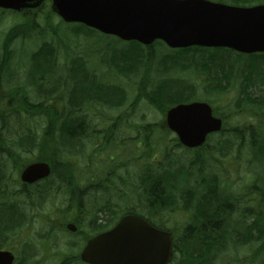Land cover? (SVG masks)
Segmentation results:
<instances>
[{
	"label": "rangeland",
	"instance_id": "rangeland-1",
	"mask_svg": "<svg viewBox=\"0 0 264 264\" xmlns=\"http://www.w3.org/2000/svg\"><path fill=\"white\" fill-rule=\"evenodd\" d=\"M48 14L49 10L47 6L42 7L36 14V18L40 24V28H38V38H34V36L31 37L30 33L25 32L22 36L23 41H12V45L9 46V48H4V42H9L8 39L10 38L14 39V30L16 29L19 31L18 33H20L24 26L21 25L22 20L15 17L14 13H0V61L4 62L10 59L9 62L13 66L9 68V70L11 73H14L12 81L7 85L8 89H12L15 85H20L32 99L35 98L32 90L24 86L27 83V67L30 63L32 53H36L42 44L50 43L56 49L52 55L54 60L53 63L60 65V69L55 68L57 71L53 72V64L50 58L44 56L41 57L43 59V65H39L37 62V64L32 65V70L35 73H38L40 70L45 71V75L42 74L41 76L46 78L48 82L54 86L57 85L58 82H64L68 87L76 86L77 90L80 91L82 95H110L112 98L119 97L117 94H114V87L121 88L125 99L123 108L107 110L108 108L103 109L105 107L91 105L95 102L87 101L86 105L89 106V112L86 115L90 117L95 114L89 118V120L93 121L91 126L98 130L107 127L106 122H110V126L112 124L116 125V128H113L115 130L118 125L122 124L121 128H124H119L117 130L118 132L114 139V141L118 143L114 146H108L114 147L110 151V155L111 153L116 155L111 158L107 157L104 153V157L106 159L108 158L112 162V165L116 167L121 165L122 161L127 162L126 156L133 161V164L128 166L127 172L121 168L117 169V171H111L109 167H103V164L100 162L98 169L94 168V171L90 170L92 176L95 177L94 181L97 183L102 181V177L107 179V177L116 176L113 180L118 188V192L115 191V193L113 188L111 189L108 187L105 192L99 194L98 199L90 196V191L86 190L88 188L86 185L87 183H82L83 186L80 187V195H78V192L73 188L71 193L67 195L60 194L53 196V187L58 183V177L60 175L57 170L52 179L54 185L48 187L43 184H38L37 187L32 190L35 193L34 199L36 198V194H39L42 203L37 207L33 206V209L28 206L23 207V210L25 209L24 223L9 236V240L7 243H4L1 248L11 251L14 254L16 258L15 263L18 261L22 263L23 260H26L24 264H71V258L78 253L80 247L83 245L82 239L90 233L87 225L93 216V206L96 202H98L96 204L97 208L109 206L114 209L117 216L127 209L128 212L130 209H134L140 215L149 218L152 223L170 229L177 237L181 236L182 230L186 225H189V215L182 209L183 202L178 194V188L173 186L174 189L172 193L167 194L164 193V191L168 186H171V184H163V199L165 200L163 203V210H157L154 205H151L148 211L146 209L145 193L138 187L137 183V177L142 168L145 169L148 167L149 169L153 167L154 162H161L162 160L163 163L167 162L165 160L167 154L175 160L171 171L176 170L177 167L189 169L187 161L195 156L198 157L200 154L197 152L194 155V152L188 153L180 148L175 135L166 132L160 127L162 116L159 111L142 99L140 92L135 88L136 82L139 81V84H141L147 78L150 82H162L163 60L172 56L174 53L161 46L154 48L150 51L149 55L144 51L143 55H146V57H140L144 58L143 63L145 66L143 72H141L142 74L138 78L135 76L136 79L133 78V80L131 79V82H129L127 79L121 77L119 73L113 71L117 68H112L110 66L115 64L119 70L126 72L133 69L135 59H132V64H129L127 60L123 58L124 55L127 54L134 58L136 52L140 50L137 45L125 43L114 37L105 36L98 32H91L78 38H76V36L69 37V35L76 30V27L65 25L56 17H53L51 23L48 19ZM220 54L226 56L225 58L228 59V54L221 52ZM230 57L234 58L231 55ZM75 58L81 59L83 65H85L84 68L87 74L91 75V77L86 76L81 70V67L77 64H73L70 71H67L70 59L73 60ZM251 58H256L255 60L257 62H262V57L260 56H245L241 61L239 60L238 63H241L243 67L246 66V69H248L251 64H254ZM258 66L260 67L261 64L258 63ZM234 71H238L235 74L239 76H236L229 84L233 89L227 90L223 94H217L215 97L213 95L206 96L204 94L202 87L205 86V75L199 74L197 70L188 71L176 69L174 72L170 71L168 78L165 77L164 79H173L178 84H184L187 89L198 85L199 88H196V95L194 98L203 101H212L213 99L214 105L212 106L216 115L225 118L223 119L225 130L228 131L230 129L231 131L236 129L243 133V145H238L237 142L235 146L229 148L228 152L227 149L224 151H217L214 148L210 155L202 154L201 157L204 158V162L210 160L214 164L211 168V173L216 177L214 180L218 183L216 191H221L222 194L224 192L228 197H232V201L236 203V206L244 209V207H248L251 204L254 205L255 200L259 197L258 193H253L251 187H253L252 184L256 180V173L261 171V168L255 163L254 159L251 158V133L248 129H257L259 133L258 138L262 139V135H264V114L257 116L255 119L250 113L249 106L236 108V96L241 85L242 76L239 70ZM150 78H152V80H149ZM258 86L261 88L256 91L252 90L253 96L255 98L261 97L264 100V86L262 87V84ZM226 87H228V85ZM135 90L137 91V97L136 104L133 106L136 96ZM3 101L4 107L0 108V117L2 114L8 116V123L11 128L18 129L16 120L21 119L23 126H28L34 131L43 128L46 122L42 115H44L46 119L47 115H50L48 112L56 109L53 108V105L55 106L57 103V101H55L52 108L49 109L47 103L37 104L40 101L38 99H35L33 102L29 101L33 105H31L32 108H34L31 119H28L26 117V112L29 110L25 109L20 103L15 102L16 100L11 101V96ZM7 102L10 104L8 107L5 106ZM39 105L42 108L41 113L38 112L37 107ZM58 107L62 108L63 106L58 105ZM58 112L60 111L58 110ZM128 116L131 118L128 119ZM121 119H123L122 123ZM152 125H157V127L153 128ZM147 126H152L150 133ZM145 134L151 137L150 139L153 144L160 141L162 147H142L139 143L142 141ZM0 136H6V133L1 130V128ZM218 140H220V136L213 135L208 141L209 147H216V141ZM248 140L249 144L247 145ZM137 144L140 145V147L136 149L135 147ZM84 147L98 146H95L94 143H87ZM27 148L29 147H26L25 151L21 147H6V150L13 153L15 158L20 157L21 161L24 159L22 163L24 165L29 161L36 160L46 149V147L35 145V147H30L31 150L27 153ZM116 149H119L121 154L113 152ZM98 153L99 151L94 152L90 148H86L84 151V158L82 160H77L80 161L78 163L80 171L78 172L84 173V167H86L87 162L94 161ZM89 154L91 156L95 154L92 160H89ZM120 155L122 159L117 158ZM263 155L264 153L260 155L261 159H263ZM5 156L6 154H3L0 157V164L3 162L4 166L0 170V177L2 180V185L0 186V202L7 206L17 205L19 196L16 193L20 190L18 172L21 167L17 166V161L8 162L4 160ZM59 157L60 160L64 162L65 155L62 157L59 155ZM67 170L69 171L68 168ZM109 174L111 176H109ZM208 178L209 176L205 179ZM260 182H262V180H257L256 189L258 187V192L262 193L264 192V184L262 185ZM72 187H70V189ZM83 189L86 193L84 196H82ZM221 192L219 194H221ZM79 196H81V199ZM68 208H71L72 212L65 213L63 216V211H66ZM17 212L18 215L21 213L20 210H17ZM3 217L4 213L1 214V218ZM15 218H17V215H15ZM72 219H75L74 221L79 226V235L78 233L77 235H72L64 231V226L67 224L66 222ZM109 219L110 217H106V220ZM241 219V211L232 214L231 220L227 223L228 228H226V231L227 229L229 231L232 230L231 234L234 231H238ZM4 227L8 226L5 225L1 227L0 224L1 229ZM227 235L230 236V234L226 232V237ZM183 260V256L179 255L178 257L177 255L172 264H181ZM213 264H264V239L253 242L248 247H236V249L227 245L223 252L216 255Z\"/></svg>",
	"mask_w": 264,
	"mask_h": 264
},
{
	"label": "trees",
	"instance_id": "trees-1",
	"mask_svg": "<svg viewBox=\"0 0 264 264\" xmlns=\"http://www.w3.org/2000/svg\"><path fill=\"white\" fill-rule=\"evenodd\" d=\"M211 1L237 6H251L254 4L264 3V0ZM77 32H80V30ZM77 32H75V34H78ZM154 48H143L144 50H139L136 52V56H134V58L128 56V54L124 55L123 59L127 60L129 64H132L131 60L135 59V65L134 68H130L131 70L128 72L120 70L121 74L129 75L130 77L136 76V78H138L141 75V72H143L145 66L143 63L144 58L140 57H146V55H143L144 51L147 53V55H149L150 51H152V49ZM220 52L228 54V59L225 58L226 56L220 54ZM52 55V50L49 47H41L33 56V64H37L38 62L39 65H43V59L41 57L44 56H48L53 64L54 60L52 58ZM230 55L234 58H231ZM257 56L262 57V62H257L255 60L256 58H251L254 64H251L250 68L246 69V66L243 67L242 65H240L241 63H238V61H241L245 56L233 54L232 52L227 50L217 49L213 50L212 52H210V50L208 49L201 48H188L184 50H178L175 57L169 56L163 60L162 82H150L147 80V78L141 84H139V81L136 82L135 88L140 92L142 99H144L149 105L155 107L161 114H163L165 108L167 107H171L179 103H187L194 100V97L196 95V88H199L198 85H195L196 87L187 89L184 84H178L173 79H164L165 77L168 78L170 71L174 72L176 69L188 71L197 70L199 74L205 75V86L202 87L204 94L206 96L213 95L215 97L217 94H223L225 91L233 89L229 86V84L234 80L236 76H239L235 74L238 71L235 72L234 70H239L242 76V81L236 96V108H244V106L255 107L257 108V112H260L262 115L264 114V101L262 99H259V97L255 98L253 96L252 90H260L261 87L258 86L260 84H262V87L264 86V54L251 55L248 57ZM258 63L261 64L260 67L258 66ZM111 66H115V64ZM45 73L46 72L43 70L38 71V73H35L32 70L30 76L34 82H38L39 89L43 90V92L46 94V97H51V95H48V90L44 91L43 89L45 81L48 84V80H46V78H41V75H45ZM3 74H5V72H3ZM149 80H152V78H150ZM227 85L228 87H226ZM61 90L68 94H66L62 98H59V105L63 106L59 110L60 114L57 115V108L53 111L51 110L50 112H48L50 113V115H47L48 118L45 119V128L40 129V133L38 132V130L34 131L28 126H23L21 119L16 120L18 129H13L9 126L8 118L6 116L0 117V128L6 133V136H0V145H4V147H22L24 150L26 147H29L27 148V153H29V151L31 150L30 147H35V145H38L39 147H46L45 152L43 154H40L38 160L46 161L51 164L53 173H55V170L59 167L58 165L61 164L59 155H61V157L64 155L66 156L71 151H76L74 146L77 145L78 147H82V140L84 141L85 139L89 138L92 139V137H88L84 133V125H82L84 124V120L79 117V114L85 107V104H87V101L95 102L91 105L97 106H107L106 104H109V107L111 108H122L125 105L123 92L118 88L113 89L114 94H117L119 96L115 98L110 97V95L85 96L77 90L76 86H72L69 88L64 86ZM137 91L133 106L136 104ZM47 100L48 99L45 98L43 101L47 102ZM207 102L212 104L213 99L212 101L208 100ZM20 104L23 105L25 109L29 110L27 111L28 113H33L34 107L32 108L31 104L27 100H23ZM37 108L38 112L41 113V106L39 105ZM255 112L256 111H254L253 109H250L251 115L257 118V116L259 115H256ZM152 126L153 128L157 127V125ZM152 126H147L149 129V133L152 129ZM160 127L163 128L162 125ZM248 130L251 133V158H253L255 163H257V165L261 168V171L257 172L255 175L256 180L255 182H253V187H251V190L253 191V193H259V188L257 187L256 189L257 180H262V182L260 183L262 185L264 184V155L263 159H261L260 157V155L264 153V135H262L263 137L261 139L258 138L259 133L257 129L253 130L249 128ZM148 134H145L142 141L139 143L142 147H162L160 141H157L153 144L150 139L151 137H149ZM218 136H220V140L216 141V147H209L208 140L206 144H204L196 152H194V155L197 152L200 154L198 157L195 156L187 161L189 169H182L177 167L176 170L171 171L174 166L175 160L172 159L169 154H167L165 158L167 162L163 163V160L161 162H154L153 167L149 169L148 167H146L145 169L142 168L137 177L138 187L143 191V193H145V203L146 209L148 211L150 210L151 205H154L157 210H163V203L165 202V200L163 199V182L166 179L177 177L183 183H178L177 191L182 198V209L186 211V213H192V216L189 225H186L182 230V235L178 237L176 236L174 238L173 248L175 254H177L178 256H183L186 260H189L186 262H181V264H213L216 255L223 252L229 243L249 246L254 241L256 242L264 239V201L260 203L259 197L255 200L254 205L260 210L261 214L258 215L257 213H255L257 210L255 209V207L248 206L247 208L244 207V209L239 208V206H236V203L232 201V197H228L224 194V192L222 194L221 191H216V189L218 188V183L214 180V178L216 177H214L211 173V168L214 166V164L210 160L204 162V158H202L201 155H210L213 152L214 148L217 151H224L227 149L228 152L230 147L235 146V143L238 142V145L244 144V135L238 130L230 131L229 129L227 131L224 128L220 133H218ZM248 144L249 140L247 142V145ZM140 145L137 144L136 147H140ZM108 146H110V144L106 147ZM185 151H187L188 153L192 152L191 150ZM3 154L4 152H2V155ZM4 159L13 162L17 161V166L21 168L23 167L22 163L24 162V159L21 161L20 157L15 158L13 153L11 152L6 153ZM2 168L3 165L0 164V170ZM125 168L127 167L125 166L122 169ZM117 169L118 167H115L113 170L117 171ZM170 171L173 173H170ZM206 171L208 172V174ZM69 175L71 177L77 176L76 174L74 175L72 173H70ZM109 176L111 175L109 174ZM208 176L209 178L205 179ZM114 178H116V176L107 177V179L102 177V181H100V183H88V185L99 188L100 193H103L108 187L111 189L113 188L114 192H118V188L113 180ZM78 180L79 181L76 183H67L65 188V195L71 193V190L73 188L78 192V195L81 194L80 187L83 186L81 183L82 178ZM190 180L195 181V186L189 187ZM41 184L48 187L54 185L52 183V180H46ZM1 185L2 180L0 178V186ZM56 186V188H58V186L63 187L64 184L57 183ZM67 186L73 187L68 191ZM220 192L221 194H219ZM262 193L263 194L261 195H263L264 198V192ZM19 194L22 195L23 200L22 207L20 209L21 213L19 214V217L23 224L25 220V209L23 210L22 208L25 206L33 207L35 206V204H38L39 206L41 204V199L39 197V194H36V198L34 199L35 193L33 191L29 192L26 189H24L22 193H18L17 195ZM85 194L86 193L83 189L82 196H84ZM79 197L81 199V196ZM15 211V205L7 206L3 205L2 203L0 204L1 227L4 225V222H6L7 224H13ZM98 211L104 214L102 219H105V217L109 216L110 213L111 218L116 217V212L109 206L105 208H99ZM129 211L131 214L137 213L134 209H130ZM237 211H241L242 219L239 222V226L241 228L231 234L232 230L229 231L227 229L226 231V228H228L227 223L231 220V215ZM71 212L72 209L68 208L66 211H63L62 215L64 216L65 213ZM3 213L4 217L1 218V214ZM98 219L99 216L94 215L93 219L89 222L88 228L90 232H102L106 230L112 222L110 219L104 224V226H107L102 227L97 222ZM250 219H252V221ZM147 220L150 221L149 218H147ZM13 225L16 226L15 224ZM9 231L10 229H7L6 227L2 229L0 228V248L8 240L7 235ZM12 231L13 229H11L10 233ZM226 232L227 234H230V236L227 235L226 237ZM25 262L26 260H23L22 263L21 261H18L16 264H24Z\"/></svg>",
	"mask_w": 264,
	"mask_h": 264
},
{
	"label": "water",
	"instance_id": "water-1",
	"mask_svg": "<svg viewBox=\"0 0 264 264\" xmlns=\"http://www.w3.org/2000/svg\"><path fill=\"white\" fill-rule=\"evenodd\" d=\"M45 0H0V8L24 11ZM51 10L67 23H81L104 34L149 46L155 40L168 47L226 48L241 54L264 53V5L236 7L208 0H50ZM166 128L181 145L197 148L222 123L202 102L179 104L165 113ZM50 167L37 162L20 174L23 184L48 177ZM66 229L75 232L68 224ZM171 234L138 216L126 215L109 231L89 239L80 254L86 264H168ZM14 255L0 251V264Z\"/></svg>",
	"mask_w": 264,
	"mask_h": 264
},
{
	"label": "flooded vegetation",
	"instance_id": "flooded-vegetation-1",
	"mask_svg": "<svg viewBox=\"0 0 264 264\" xmlns=\"http://www.w3.org/2000/svg\"><path fill=\"white\" fill-rule=\"evenodd\" d=\"M31 13H32V12H27L26 15H27V16H28V15H31ZM24 16H25V15H24ZM24 16H23V17H24ZM31 19H33L34 21H36V13L31 17ZM34 21H33V22H34ZM12 75H13V74H12ZM12 75H11V76H12ZM10 91H11V92H9V91H7V90H3V89H1V87H0V101H1V99L4 100V99L9 98V97L11 96L12 93H13V94L16 93V94H18V96H19V94H20V92H21L20 89H19V87L13 88V89H11ZM33 92H34V91H33ZM34 94H36V93L34 92ZM11 101H14V97H11ZM11 101H10V102H11ZM166 183H167V182H163V184H166ZM174 183H175V182H174L173 180H171V181L169 182V184H171V186H170V188H169L171 191H164V193H168V194L172 193V190L174 189V187H173V186H174ZM167 230H168V229H167L166 227L163 226V231H167Z\"/></svg>",
	"mask_w": 264,
	"mask_h": 264
}]
</instances>
